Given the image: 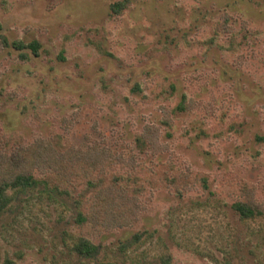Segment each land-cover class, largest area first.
<instances>
[{
	"label": "rangeland",
	"instance_id": "374dc122",
	"mask_svg": "<svg viewBox=\"0 0 264 264\" xmlns=\"http://www.w3.org/2000/svg\"><path fill=\"white\" fill-rule=\"evenodd\" d=\"M112 2L0 0V150L44 139L137 156L108 172L140 217L89 232L97 253L81 256L86 185L60 191L36 173L0 212V264H264V214L243 219L216 194L242 179L264 206V0H136L120 15ZM224 10L230 34L217 31ZM149 124L162 153L137 140ZM177 169L194 179L165 182Z\"/></svg>",
	"mask_w": 264,
	"mask_h": 264
},
{
	"label": "trees",
	"instance_id": "16d2710c",
	"mask_svg": "<svg viewBox=\"0 0 264 264\" xmlns=\"http://www.w3.org/2000/svg\"><path fill=\"white\" fill-rule=\"evenodd\" d=\"M112 1L111 13L120 15L136 0ZM220 21L217 25L218 32L230 34L234 30L230 27L231 15L227 10L221 13ZM14 46L20 50L33 51L38 47L37 44L26 45L23 42H16ZM34 52L37 53L36 50ZM192 103L193 101L184 98L178 108L183 111L190 110L194 107ZM161 113L163 125L171 127L175 110L162 106ZM161 136V128L149 124L137 140L147 147L149 153L157 154L166 149ZM58 147L53 141L37 139L30 145L3 147L0 150V212L11 201L9 191L30 187L36 183V173H41L45 181L60 191L76 190L81 185H86V190L78 200L81 209L78 224L82 234L75 244V251L81 256L92 257L97 253V246L88 237L89 232L102 233L115 228L130 227L140 217L143 207L138 194L108 172L115 164L134 163L138 158H130L127 162L121 155L104 147L91 146L86 150L76 146L64 150ZM193 179V173L177 169L164 180H169L170 185H176ZM256 191L254 185L248 181L231 179L223 183L216 194L235 199L234 208L243 219H248L264 214V206L258 202Z\"/></svg>",
	"mask_w": 264,
	"mask_h": 264
}]
</instances>
